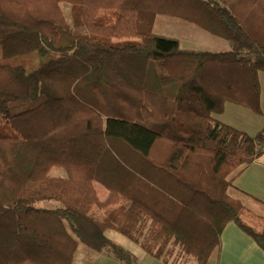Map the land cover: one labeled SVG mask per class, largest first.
Masks as SVG:
<instances>
[{
	"label": "trees",
	"instance_id": "obj_1",
	"mask_svg": "<svg viewBox=\"0 0 264 264\" xmlns=\"http://www.w3.org/2000/svg\"><path fill=\"white\" fill-rule=\"evenodd\" d=\"M161 15L233 48L181 49L154 33ZM260 74L264 0H0V123L15 131L0 135V264H73L79 244L138 264L109 233L165 264H210L229 223L264 250V225L230 196L264 129L218 118L262 114Z\"/></svg>",
	"mask_w": 264,
	"mask_h": 264
},
{
	"label": "crops",
	"instance_id": "obj_2",
	"mask_svg": "<svg viewBox=\"0 0 264 264\" xmlns=\"http://www.w3.org/2000/svg\"><path fill=\"white\" fill-rule=\"evenodd\" d=\"M261 75L262 114L257 115L240 106L227 105L225 113L218 117L221 122L250 135H255L264 129V76ZM230 196L242 203L243 221L260 230L264 225V154L236 179L234 187L230 190ZM111 234L108 235L110 239H112ZM117 243L133 253L138 260V264H165L163 261L147 254L132 241L127 244L119 241ZM182 260L185 262L190 261L183 258L180 259V262ZM105 261L110 262V264H124L108 252L95 253L85 245L79 244L74 255L73 264H97L98 262L101 264ZM180 262L178 264L183 263V261ZM210 264H264V250L238 225L229 223L222 233L221 246L212 253Z\"/></svg>",
	"mask_w": 264,
	"mask_h": 264
},
{
	"label": "rangeland",
	"instance_id": "obj_3",
	"mask_svg": "<svg viewBox=\"0 0 264 264\" xmlns=\"http://www.w3.org/2000/svg\"><path fill=\"white\" fill-rule=\"evenodd\" d=\"M62 8L66 15V18L68 19L69 22H71L70 6L67 4H63ZM153 31L157 35L176 38L180 40L181 49L184 50L224 53L231 51L233 48L230 42L219 39L207 33L206 31L200 29L199 27L177 18H171L162 15L158 16L156 18ZM19 62L20 61H17L16 64ZM261 76H264V74H262ZM0 135L13 136L15 135V131L9 125L0 123ZM50 175L55 178L67 177L66 171L58 167L53 168L50 172ZM95 190L97 191L98 197H100L99 199L101 200L107 199L108 191L102 185L96 183ZM37 206L41 208H55L56 206H59V203L41 202L37 204ZM113 210L114 208L99 209L97 207H94L91 211V216L96 220H103ZM111 238L114 241L116 242L119 241L123 244L130 243V240L128 238L117 233H112ZM182 261L185 264H193L192 261H188V262H185L184 260ZM99 263L100 262H98L97 264ZM82 264H86V263H82ZM101 264H110V262L105 261L104 263Z\"/></svg>",
	"mask_w": 264,
	"mask_h": 264
}]
</instances>
